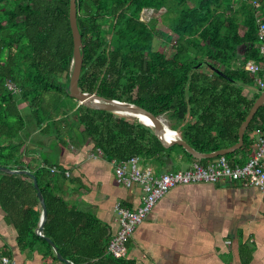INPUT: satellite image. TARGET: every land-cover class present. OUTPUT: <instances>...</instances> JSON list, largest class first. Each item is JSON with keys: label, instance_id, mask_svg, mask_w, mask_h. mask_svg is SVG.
Masks as SVG:
<instances>
[{"label": "trees", "instance_id": "1", "mask_svg": "<svg viewBox=\"0 0 264 264\" xmlns=\"http://www.w3.org/2000/svg\"><path fill=\"white\" fill-rule=\"evenodd\" d=\"M253 1L260 2L264 23V0H77L84 45L80 90L164 116L200 153L234 145L260 96L257 76L243 67L262 59ZM147 8L165 13L145 22L141 12ZM69 10L70 0H0V165L34 173L47 206L44 235L64 258L74 264H134L107 255L110 239L98 220L59 195L67 170L50 159L33 169L26 156L47 147V141L78 149L91 141L109 161L137 156L157 173L166 171V155L196 159L180 145L165 148L139 121L85 107L69 96L74 48ZM159 21L172 34L158 29ZM157 36L164 45L175 38L172 55L154 48ZM257 128L264 130V104L243 147L226 157L250 150V134ZM0 205L22 247L38 244L56 259L36 233L41 212L35 211L39 198L29 176L0 171ZM242 255L248 264L251 252L243 249Z\"/></svg>", "mask_w": 264, "mask_h": 264}, {"label": "crops", "instance_id": "2", "mask_svg": "<svg viewBox=\"0 0 264 264\" xmlns=\"http://www.w3.org/2000/svg\"><path fill=\"white\" fill-rule=\"evenodd\" d=\"M250 138V150L231 160L238 164L248 160L256 136L251 134ZM46 144L47 147L41 146L37 153L26 156L31 167L37 169L45 164L44 159H50L70 171L58 189L59 195L76 210L95 217L110 239L119 228L116 204L137 209L141 188L119 185L112 161L94 150L91 141L81 149L48 141ZM170 159L165 172L174 170V161L180 166L186 163L185 168L177 169H186L193 163L185 162L181 153H173ZM35 211L42 213L40 201ZM19 235L0 205V264L3 257L13 264H60L53 247L56 259L47 256L45 248L38 244L22 247ZM127 249L126 260L134 264H243V249L251 252L248 264H264V192L237 182L177 186L135 229Z\"/></svg>", "mask_w": 264, "mask_h": 264}, {"label": "built area", "instance_id": "3", "mask_svg": "<svg viewBox=\"0 0 264 264\" xmlns=\"http://www.w3.org/2000/svg\"><path fill=\"white\" fill-rule=\"evenodd\" d=\"M256 7V17L259 24L258 48L261 55L260 61L249 60L243 67L245 71L256 75L257 89L264 92V23L259 18L261 15V4L253 1ZM8 87L17 92L14 84L8 83ZM178 134V133H177ZM256 136L255 148L252 155L243 164L230 160L226 155L218 156L207 163L196 160L186 169H178L157 173L150 165H143L141 158L134 156L127 160H112L116 182L127 189L140 187L142 195L140 205L137 209L131 210L120 203L115 206L119 217V228L110 237L107 254L117 258H127V241L135 229L147 218L156 204L173 188L180 185L197 183H220L237 182L244 186L255 187L264 192V130L257 128L252 132ZM178 138L181 136L178 134ZM100 153L101 150H99ZM58 172L55 167L51 170ZM66 176L70 171L65 172ZM3 264H13L8 257L2 258ZM60 264H65L60 262Z\"/></svg>", "mask_w": 264, "mask_h": 264}, {"label": "water", "instance_id": "4", "mask_svg": "<svg viewBox=\"0 0 264 264\" xmlns=\"http://www.w3.org/2000/svg\"><path fill=\"white\" fill-rule=\"evenodd\" d=\"M77 17H78L77 0H70L69 18H70V26L72 30L74 48H73L72 71L70 75L69 85L66 91L68 92L69 96L74 98L76 101H78L80 105H83L91 109L103 110V111L113 112L116 114H124V113L130 114V115L142 114L151 120L152 125L142 123L141 121L139 122L151 128L154 134L157 136V138L160 140V142L165 148H169L170 146L175 145V144L180 145L190 155H192V157L196 160L214 159L218 156L234 153L243 147L244 135L249 125L253 121L257 111L264 104V92L260 93V96L256 99L251 109L249 110L248 115L246 116L244 121L241 123L239 130H238V141L234 145L227 147V148L219 149L211 153H200L199 151L191 147L182 138H177V139H173L169 141L166 139V136H165L166 127H169V126L168 124L165 123V121L163 120V118H161V116L160 117L155 116L153 113L149 112L145 108L139 105L133 104V103L114 100V99H107L105 97L98 95L97 93L82 92L80 90L79 79L81 76V71H82V66H83V61H84V54H83L84 45L82 41V35L78 27ZM163 159L166 161L167 164H169L171 160L168 155L164 156ZM0 171L12 173V174H23V175L29 176L32 179L34 183V187L37 190V195H38L39 201L41 203V208H42L40 223L37 228V234L45 238V240L49 242V244L55 250L56 257L59 261L65 264H74L71 260L64 258L61 255V253L58 251V248L55 245V243L49 237H46L44 235V227H45V222L47 220V206H46L45 198L43 196L42 191L39 188L38 181L34 173L28 170L10 169L7 167H3L1 165H0Z\"/></svg>", "mask_w": 264, "mask_h": 264}, {"label": "rangeland", "instance_id": "5", "mask_svg": "<svg viewBox=\"0 0 264 264\" xmlns=\"http://www.w3.org/2000/svg\"><path fill=\"white\" fill-rule=\"evenodd\" d=\"M164 13H165V9L157 11L155 9H148L147 8V9L142 10V12H141V20L145 21V22H148L153 17H155L158 20H160V18L162 17V15ZM157 28L162 30V31H165V32H167L169 34H172V32L169 30V28L163 22L159 21L158 24H157ZM164 41H165V39H163L160 36H157L156 39L154 40V48H162L166 52V54L168 56H170L174 52L173 49H172V45L175 43V38H173V40L168 45H164ZM203 70H206V69L203 67ZM24 107H25L24 104H21L20 108L23 109ZM116 115L123 116L122 114H116ZM124 117H127L129 119L131 118V120L139 121L138 119L130 117V116L129 117L128 116H124ZM161 118H163V120L165 121L166 124H169L168 120L164 116H161ZM172 164H173L171 166L172 169H176V168H180V167L181 168H185V166H186V163H184L182 166H180L176 161H174Z\"/></svg>", "mask_w": 264, "mask_h": 264}, {"label": "bare ground", "instance_id": "6", "mask_svg": "<svg viewBox=\"0 0 264 264\" xmlns=\"http://www.w3.org/2000/svg\"><path fill=\"white\" fill-rule=\"evenodd\" d=\"M122 115L123 116H128V117L130 116V117L138 119L142 123H146V124L152 125L151 120L148 117H146V116H144L142 114H136V115L132 114V115H130V114L124 113ZM165 136H166V139L169 140V141L178 138L177 132H173L170 127H166V135Z\"/></svg>", "mask_w": 264, "mask_h": 264}]
</instances>
